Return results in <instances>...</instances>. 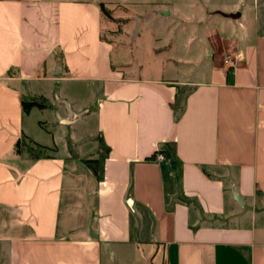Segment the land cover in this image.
Here are the masks:
<instances>
[{
	"label": "crops",
	"instance_id": "1",
	"mask_svg": "<svg viewBox=\"0 0 264 264\" xmlns=\"http://www.w3.org/2000/svg\"><path fill=\"white\" fill-rule=\"evenodd\" d=\"M187 1L211 24L198 80L118 67L101 1L0 0V264H264V18Z\"/></svg>",
	"mask_w": 264,
	"mask_h": 264
},
{
	"label": "rangeland",
	"instance_id": "2",
	"mask_svg": "<svg viewBox=\"0 0 264 264\" xmlns=\"http://www.w3.org/2000/svg\"><path fill=\"white\" fill-rule=\"evenodd\" d=\"M98 1L111 10V16L104 14L103 36L113 43V59L123 71L135 76L190 80H198L205 72L206 63L202 62V51L206 48V35L211 30V24L203 23L199 18L201 14L197 15L195 11L183 7L187 6V0H178L179 5L175 7L177 14H173L166 3L171 0ZM224 1L229 6L238 2ZM248 1L252 4L256 2L252 11L257 12L259 9L260 17L264 18V0ZM240 9L244 10L243 7ZM219 14L226 18L241 17L240 11ZM137 17H143V23ZM48 119L49 129L56 134L60 128L55 113L51 112ZM65 129L66 132L56 139L60 149L67 145L66 138L72 131L68 127ZM74 148L80 149V146L74 145Z\"/></svg>",
	"mask_w": 264,
	"mask_h": 264
},
{
	"label": "trees",
	"instance_id": "3",
	"mask_svg": "<svg viewBox=\"0 0 264 264\" xmlns=\"http://www.w3.org/2000/svg\"><path fill=\"white\" fill-rule=\"evenodd\" d=\"M101 10L103 14L111 16V10L108 9L103 2L100 3ZM188 87L183 85L179 87L177 91V95L175 98V101L173 102L172 106L175 110V115L177 118L181 115V113L184 111V100L186 96ZM23 106L26 112L30 111L31 108L37 106L40 108L46 107L47 104L38 100V99H31V100H23ZM49 149L47 146L40 145L33 140L29 139L26 135L19 138V140L14 145V150L16 153H21L22 151H27L30 153V155L33 158H43V157H50L49 154L46 153V151ZM160 152H163L166 154L168 158H170V152L166 150L165 148H161L159 150ZM158 151V152H159ZM72 155L75 153L73 150H71ZM156 155V153L153 155V157ZM87 165H89L96 174H98V160L93 158H83L82 159Z\"/></svg>",
	"mask_w": 264,
	"mask_h": 264
},
{
	"label": "built area",
	"instance_id": "4",
	"mask_svg": "<svg viewBox=\"0 0 264 264\" xmlns=\"http://www.w3.org/2000/svg\"><path fill=\"white\" fill-rule=\"evenodd\" d=\"M227 58L229 61V67L230 68L235 69L240 65V59L237 56L232 55V54H228ZM156 160L161 162V163H164V162L169 161V158L166 156V154L159 151L156 155Z\"/></svg>",
	"mask_w": 264,
	"mask_h": 264
}]
</instances>
